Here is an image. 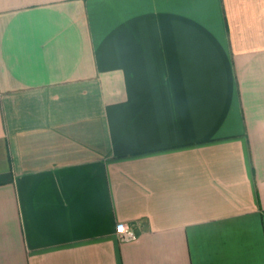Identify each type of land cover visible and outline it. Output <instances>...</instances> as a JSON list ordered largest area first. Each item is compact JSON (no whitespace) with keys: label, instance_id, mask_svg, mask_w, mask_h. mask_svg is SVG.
Returning <instances> with one entry per match:
<instances>
[{"label":"crops","instance_id":"obj_1","mask_svg":"<svg viewBox=\"0 0 264 264\" xmlns=\"http://www.w3.org/2000/svg\"><path fill=\"white\" fill-rule=\"evenodd\" d=\"M0 264H264V0H0Z\"/></svg>","mask_w":264,"mask_h":264},{"label":"built area","instance_id":"obj_2","mask_svg":"<svg viewBox=\"0 0 264 264\" xmlns=\"http://www.w3.org/2000/svg\"><path fill=\"white\" fill-rule=\"evenodd\" d=\"M120 229H123L121 231ZM117 236L120 241H132L135 240L137 237L136 229L134 224H131L129 222H122L117 225Z\"/></svg>","mask_w":264,"mask_h":264},{"label":"snow or ice","instance_id":"obj_3","mask_svg":"<svg viewBox=\"0 0 264 264\" xmlns=\"http://www.w3.org/2000/svg\"><path fill=\"white\" fill-rule=\"evenodd\" d=\"M121 231H123V229H120Z\"/></svg>","mask_w":264,"mask_h":264}]
</instances>
